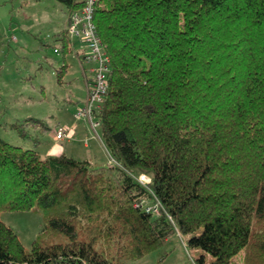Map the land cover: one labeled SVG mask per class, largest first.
<instances>
[{
  "label": "trees",
  "instance_id": "16d2710c",
  "mask_svg": "<svg viewBox=\"0 0 264 264\" xmlns=\"http://www.w3.org/2000/svg\"><path fill=\"white\" fill-rule=\"evenodd\" d=\"M93 18L111 70L99 129L116 164L0 137V212L44 222L26 250L0 219V264H123L176 231L197 264L240 252L264 264V0H97ZM28 126L49 130L34 117L11 124L22 138ZM142 198L160 215L135 207Z\"/></svg>",
  "mask_w": 264,
  "mask_h": 264
},
{
  "label": "rangeland",
  "instance_id": "374dc122",
  "mask_svg": "<svg viewBox=\"0 0 264 264\" xmlns=\"http://www.w3.org/2000/svg\"><path fill=\"white\" fill-rule=\"evenodd\" d=\"M58 9L60 13L65 12L64 4L57 0H0V125L5 127L0 129V137L22 148H33L32 142L37 139L38 130L29 126L26 130L30 137L22 138L5 124L8 119L14 123L31 113L45 118L48 124L54 123L55 119L60 120L61 124L74 123L70 127L76 129L75 139L69 143L62 142L63 146H72L75 151L72 155L78 160L93 154L100 161V166H106L108 157L100 129L97 139L83 121L76 122L72 116L77 106L70 100L74 102L83 95L81 63L73 56V52H67L64 56L67 71L63 79L58 81L51 74L53 68L61 63L58 59L62 57L53 50V38L45 35V28L48 27L46 18L47 14H59ZM49 114H55L56 118ZM44 135L38 137H45L49 141L47 144L56 141L52 129L44 132ZM86 138L89 143L84 147L83 140ZM40 151H43L42 148ZM110 164L116 163L112 160ZM131 172L145 185L151 179L150 173L134 168ZM111 174L119 183L120 172L112 170ZM144 199L146 205H154L153 199ZM0 219L17 234L26 250L30 249L31 242L44 227L42 211H1ZM196 257L197 252L187 248L185 237L176 231L160 247L140 259L124 261L123 264H197ZM242 260L243 253L240 252L233 257L232 262L242 264Z\"/></svg>",
  "mask_w": 264,
  "mask_h": 264
},
{
  "label": "built area",
  "instance_id": "2783aa9c",
  "mask_svg": "<svg viewBox=\"0 0 264 264\" xmlns=\"http://www.w3.org/2000/svg\"><path fill=\"white\" fill-rule=\"evenodd\" d=\"M96 2L97 0H81L79 7L68 10L65 30L67 37L72 41V47L74 41H77L81 56V68L89 74L85 84V99L82 104L77 106L72 116L76 122L83 121L93 133L92 136L98 139L99 115L107 93L111 70L105 44L102 42L93 18ZM54 52L59 53L57 46L54 47ZM73 131L74 128L62 124H57L53 129L55 139L60 142L73 140ZM83 143L87 145L88 139H84ZM138 181L145 185L140 178ZM145 202V199L142 198L135 202L134 206L142 208L153 216L160 215L162 206L158 200H154L152 206L146 205Z\"/></svg>",
  "mask_w": 264,
  "mask_h": 264
},
{
  "label": "crops",
  "instance_id": "0c3cea01",
  "mask_svg": "<svg viewBox=\"0 0 264 264\" xmlns=\"http://www.w3.org/2000/svg\"><path fill=\"white\" fill-rule=\"evenodd\" d=\"M59 11L60 10L58 9V13L59 14L55 13L53 16H52V14H47L46 22H48V24H47L48 27L45 28V35L48 36V37L53 38V40H54V47L57 46L59 48L60 47V44L62 42L67 43V48H66V50H65L64 53H62L60 49H59V53H56L55 52L58 56H61L62 59H60V58L58 59L59 61H61V63L58 66H56L55 68H53V70L51 72V74H53L54 76L57 77L56 74L58 72V68L61 67V64L62 65L65 64L66 66L63 67L64 70H63V68H61V71L63 70V74H62L60 80H62L63 79V75L67 71V62L64 59L65 58L64 57L65 56V53L70 52V51L73 52V56L76 57L79 60V63H81V56H80V53H79L78 45H75V43H77V41L76 40L74 41L73 47L74 46L75 47L73 48L72 45H71L72 41L69 40V38L67 37V34H66L65 27H66V24H67V13H68V9L65 7V12L64 13H60ZM61 22L63 23L62 25H60ZM53 50H54V48H53ZM80 75H81V79H82V83H83L84 89H83V95H82L81 98H79L78 100H74V102H73V100H70V102L71 103H74L75 106H79L80 104H82L83 101H84V99H85V96H86L85 84H86V81H87V78H88V75L89 74L87 73V71L84 72L82 70V68H81ZM42 101H44V99ZM49 116L50 117H53V118H56V115L55 114H52V115L49 114ZM26 117H34V118L42 119L46 123L45 118H42V117H40L38 115H34V113H31V115H26V116L22 117L21 119H19L17 122H14V123H19V122H21ZM56 123L57 124H61V121L60 120L57 121L55 119L54 123H52V124L46 123L48 125V128H49L48 132H50L51 129L53 130V128L57 125ZM5 124L7 126L11 127V124H13V123H11V121H9V119H8L7 121H5ZM62 125H65L67 127L72 126V125H70L68 123H64V124L62 123ZM86 127H87V125H86ZM4 128L5 127H3V125L2 126L0 125V129H4ZM26 128H29V126L26 127ZM34 130H38L37 131L38 136L39 135L40 136H45L44 135V132H46V131H44L40 127L34 128ZM73 135H74V137L76 136V129H74ZM38 136H37V139H35L36 144H37V146H36L35 149L40 154H42V155H59V154H65L68 157H71V158H73L75 160H78V159L74 158V156L72 155L75 152L74 149L72 148V146H69V147L63 146V143L60 142V141H57V140L56 141L53 140L52 142H50V144H47L49 141H46L45 137L44 138L41 137L39 139ZM66 143H69V142L66 141ZM46 144H47V146H46ZM87 146H88V144L87 145L84 144V147H87ZM44 147L46 148L45 150H44ZM40 148H42L43 151H40ZM104 148H105V151H106V154H107V157H108L105 164H106V166L107 165H111L110 162L113 160V158L110 156V154H109L108 150L106 149L105 145H104ZM82 160H87L90 163V166H92V167H104V165L103 166H100V161L96 160V157L93 154H91L88 158L82 159Z\"/></svg>",
  "mask_w": 264,
  "mask_h": 264
}]
</instances>
